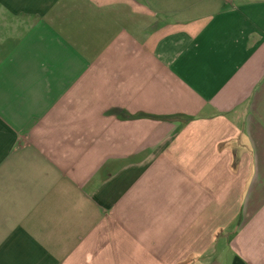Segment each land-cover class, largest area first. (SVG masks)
Masks as SVG:
<instances>
[{
	"label": "crops",
	"instance_id": "obj_1",
	"mask_svg": "<svg viewBox=\"0 0 264 264\" xmlns=\"http://www.w3.org/2000/svg\"><path fill=\"white\" fill-rule=\"evenodd\" d=\"M0 264H264V0H0Z\"/></svg>",
	"mask_w": 264,
	"mask_h": 264
},
{
	"label": "trees",
	"instance_id": "obj_2",
	"mask_svg": "<svg viewBox=\"0 0 264 264\" xmlns=\"http://www.w3.org/2000/svg\"><path fill=\"white\" fill-rule=\"evenodd\" d=\"M116 113L118 115H123V116H127L126 112L124 110H120V109H114L112 111H110V113Z\"/></svg>",
	"mask_w": 264,
	"mask_h": 264
}]
</instances>
